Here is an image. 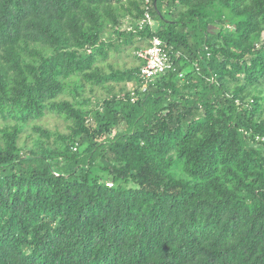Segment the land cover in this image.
Returning a JSON list of instances; mask_svg holds the SVG:
<instances>
[{"label": "trees", "instance_id": "obj_1", "mask_svg": "<svg viewBox=\"0 0 264 264\" xmlns=\"http://www.w3.org/2000/svg\"><path fill=\"white\" fill-rule=\"evenodd\" d=\"M150 1L0 0V264H264V0Z\"/></svg>", "mask_w": 264, "mask_h": 264}, {"label": "built area", "instance_id": "obj_2", "mask_svg": "<svg viewBox=\"0 0 264 264\" xmlns=\"http://www.w3.org/2000/svg\"><path fill=\"white\" fill-rule=\"evenodd\" d=\"M151 1L145 0L143 5V15L135 23H127V29H141L145 25L153 26L154 20L150 14ZM137 26V27H136ZM137 58L142 61L139 67V75L145 81L152 79L153 77L163 73L168 69L173 68L172 61L168 53L163 48L162 41L153 36L148 44L136 51ZM111 184V183H107Z\"/></svg>", "mask_w": 264, "mask_h": 264}, {"label": "rangeland", "instance_id": "obj_3", "mask_svg": "<svg viewBox=\"0 0 264 264\" xmlns=\"http://www.w3.org/2000/svg\"><path fill=\"white\" fill-rule=\"evenodd\" d=\"M157 26V22L154 21L153 27ZM133 50L130 48H126L125 50L122 51L121 55L119 56V60L116 62V65L118 66H131L134 63H136L135 60H133ZM111 60V59H109ZM123 84V83H122ZM122 84H115V90L119 91V88L122 87ZM132 87V83H127L126 85V89H131ZM97 94H105V91L102 89H95ZM1 121V119H0ZM43 122H45L49 127H55V125H57L59 127L60 130H65V126L63 124L62 119L56 117V116H46L43 119Z\"/></svg>", "mask_w": 264, "mask_h": 264}, {"label": "water", "instance_id": "obj_4", "mask_svg": "<svg viewBox=\"0 0 264 264\" xmlns=\"http://www.w3.org/2000/svg\"><path fill=\"white\" fill-rule=\"evenodd\" d=\"M156 1H157V0H154V2H153V3H154V7H156Z\"/></svg>", "mask_w": 264, "mask_h": 264}]
</instances>
